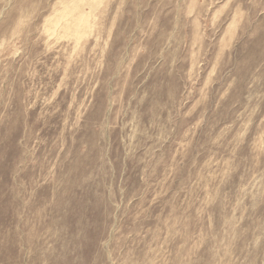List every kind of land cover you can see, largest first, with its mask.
Here are the masks:
<instances>
[{
	"label": "rangeland",
	"instance_id": "rangeland-1",
	"mask_svg": "<svg viewBox=\"0 0 264 264\" xmlns=\"http://www.w3.org/2000/svg\"><path fill=\"white\" fill-rule=\"evenodd\" d=\"M0 264H264V0H0Z\"/></svg>",
	"mask_w": 264,
	"mask_h": 264
}]
</instances>
